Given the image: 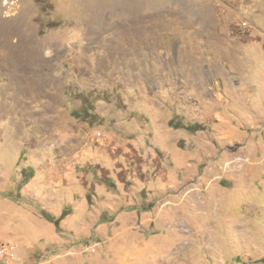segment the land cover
<instances>
[{"label":"rangeland","instance_id":"rangeland-1","mask_svg":"<svg viewBox=\"0 0 264 264\" xmlns=\"http://www.w3.org/2000/svg\"><path fill=\"white\" fill-rule=\"evenodd\" d=\"M0 244L264 264V0H0Z\"/></svg>","mask_w":264,"mask_h":264},{"label":"built area","instance_id":"built-area-1","mask_svg":"<svg viewBox=\"0 0 264 264\" xmlns=\"http://www.w3.org/2000/svg\"><path fill=\"white\" fill-rule=\"evenodd\" d=\"M10 252V248L8 245L0 244V260L2 257L7 255Z\"/></svg>","mask_w":264,"mask_h":264},{"label":"bare ground","instance_id":"bare-ground-1","mask_svg":"<svg viewBox=\"0 0 264 264\" xmlns=\"http://www.w3.org/2000/svg\"><path fill=\"white\" fill-rule=\"evenodd\" d=\"M99 3H100V1H99ZM103 3H104V1H103ZM105 4H106V2H105ZM115 4H116V3H115ZM124 4H125V3H124ZM107 5H108V4H107ZM125 5H126V4H125ZM95 6H96V5H95ZM123 6H124V5H123ZM97 7H98V6H97ZM117 7H118V6H117ZM117 7H116V8H117ZM109 8H110V7H109ZM126 8H127V7H126ZM119 9H120V8H118V10H119ZM114 10H115V8H114ZM114 10H113V11H114ZM118 10H117V11H118ZM122 10H123V9H122ZM127 10H128V9H127ZM118 12H120V11H118ZM125 12H126V11H125Z\"/></svg>","mask_w":264,"mask_h":264}]
</instances>
